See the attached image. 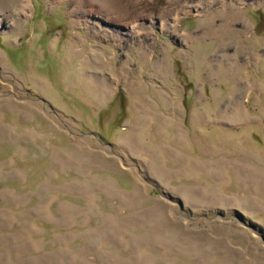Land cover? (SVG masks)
Listing matches in <instances>:
<instances>
[{"label": "rangeland", "instance_id": "374dc122", "mask_svg": "<svg viewBox=\"0 0 264 264\" xmlns=\"http://www.w3.org/2000/svg\"><path fill=\"white\" fill-rule=\"evenodd\" d=\"M262 4L0 0V264H264Z\"/></svg>", "mask_w": 264, "mask_h": 264}, {"label": "flooded vegetation", "instance_id": "af4514ba", "mask_svg": "<svg viewBox=\"0 0 264 264\" xmlns=\"http://www.w3.org/2000/svg\"><path fill=\"white\" fill-rule=\"evenodd\" d=\"M257 1L258 0H250V2L251 3H253V4H256L257 3ZM263 1V4L262 5H254L255 7H254V10H255V12H253L254 13V15H258L259 17V21L258 22H256V26H257V23H261L262 21H261V13H263L264 12V0H262ZM261 17V18H260ZM253 18H254V16H253ZM254 19H256V18H254ZM256 26H255V28H256Z\"/></svg>", "mask_w": 264, "mask_h": 264}, {"label": "bare ground", "instance_id": "6f19581e", "mask_svg": "<svg viewBox=\"0 0 264 264\" xmlns=\"http://www.w3.org/2000/svg\"><path fill=\"white\" fill-rule=\"evenodd\" d=\"M206 2H207V1H206ZM23 6H24V5H23ZM27 6H28V5H26V7H24L26 10H27ZM189 7H190V6H189Z\"/></svg>", "mask_w": 264, "mask_h": 264}]
</instances>
